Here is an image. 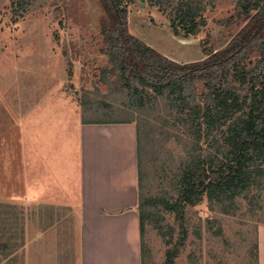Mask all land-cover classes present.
Returning a JSON list of instances; mask_svg holds the SVG:
<instances>
[{
	"label": "rangeland",
	"instance_id": "374dc122",
	"mask_svg": "<svg viewBox=\"0 0 264 264\" xmlns=\"http://www.w3.org/2000/svg\"><path fill=\"white\" fill-rule=\"evenodd\" d=\"M197 1L202 3L206 26L195 37L175 36L169 27L177 0L162 6L151 0H123L129 10L128 32L173 62H199L202 45L221 50L239 29L220 23L255 0ZM104 17L95 0H0L1 105L10 115L8 104L13 105L15 89L34 84L38 99L47 88H62L78 103L86 120L136 124L144 217L139 264H165L167 254L182 238L173 264H257L256 231L264 225V175L255 171L259 173H253L232 197L227 192L204 194L196 203L185 205L183 219H177L174 204L182 172L196 166L199 156L207 168L206 158L217 157L228 122L207 123L205 110L213 112V105L198 98L206 92L202 83L192 92L193 102L199 104L198 114L192 116L180 104L150 90L137 97L122 91L115 77L103 74V69L110 68L101 53L105 46L99 21ZM46 222L43 211L0 205V264L53 262L32 243L35 238L43 240V235L26 234L23 242V226L44 229ZM58 263L73 261L65 258Z\"/></svg>",
	"mask_w": 264,
	"mask_h": 264
},
{
	"label": "crops",
	"instance_id": "0c3cea01",
	"mask_svg": "<svg viewBox=\"0 0 264 264\" xmlns=\"http://www.w3.org/2000/svg\"><path fill=\"white\" fill-rule=\"evenodd\" d=\"M27 86L8 104L13 119L0 102V205L34 208L47 220L44 229L23 226V242L43 235L32 243L50 264H139L136 124L86 120L62 88L38 99ZM256 237L264 264V225Z\"/></svg>",
	"mask_w": 264,
	"mask_h": 264
},
{
	"label": "trees",
	"instance_id": "16d2710c",
	"mask_svg": "<svg viewBox=\"0 0 264 264\" xmlns=\"http://www.w3.org/2000/svg\"><path fill=\"white\" fill-rule=\"evenodd\" d=\"M95 1L105 15L99 21L105 46L101 53L107 57L110 68L103 69V74L115 77L116 84L129 96L137 97L143 95L145 89L150 90L154 95L165 96L188 109L189 116L198 114L199 104L193 102L192 92L197 83H202L206 92L198 98L213 105V112L205 110L207 123L219 126L228 122L225 139L216 150L217 157L206 158L209 161L207 168L199 156L196 166L182 172L179 195L174 204L176 218L181 221L184 206L196 203L204 194L212 197L227 192V196L232 197L244 188L253 173H259L255 171L264 175V0L247 3L235 17L220 23L221 26L234 24L239 28L224 48L215 51L202 45L205 58L187 64L173 62L130 35L129 10L123 0ZM177 1L169 19L172 33L185 38L197 36L206 26L202 3L197 0ZM152 2L162 6L171 4L172 0ZM228 78L231 81L227 83ZM137 152L141 253L144 217L139 200V149ZM182 245L183 238L176 249L169 251L165 264H173ZM256 257L258 264L257 245Z\"/></svg>",
	"mask_w": 264,
	"mask_h": 264
},
{
	"label": "water",
	"instance_id": "95a60500",
	"mask_svg": "<svg viewBox=\"0 0 264 264\" xmlns=\"http://www.w3.org/2000/svg\"><path fill=\"white\" fill-rule=\"evenodd\" d=\"M142 7L144 6V5H141Z\"/></svg>",
	"mask_w": 264,
	"mask_h": 264
}]
</instances>
